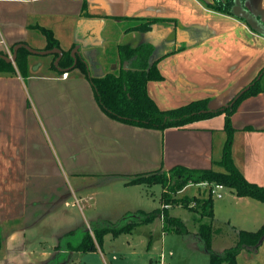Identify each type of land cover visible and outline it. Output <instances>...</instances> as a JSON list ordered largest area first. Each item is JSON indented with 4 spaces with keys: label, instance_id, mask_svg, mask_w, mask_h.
I'll return each mask as SVG.
<instances>
[{
    "label": "crops",
    "instance_id": "obj_1",
    "mask_svg": "<svg viewBox=\"0 0 264 264\" xmlns=\"http://www.w3.org/2000/svg\"><path fill=\"white\" fill-rule=\"evenodd\" d=\"M213 1L0 0V55L14 59L18 45L31 52L27 78L18 70L16 74L0 72V217L14 229L5 245L8 256L0 257V264H13L12 260L16 264L17 252H24L34 235L27 234L37 226L34 223L51 218V211L38 217L33 206L37 200L22 195L23 188L39 190L36 173L43 170L36 168L33 155L37 140L33 121L37 120L32 105L46 117L53 145L67 163L72 156H83L85 162L79 169L85 175L98 173L109 182L121 180L125 190L134 194L136 188L148 186L127 185L140 175L167 172L176 166L222 168L218 163L226 140L223 115L164 131L124 124L103 112L79 69L52 67L70 52L86 61L91 75L103 76L121 68V46L152 44L154 59L171 53L158 63L162 79L147 85L149 96L161 110L200 99H209L210 109L225 106L264 69V36L241 19L205 5ZM244 6L264 23V0H246ZM148 19L161 21L149 32L134 30ZM42 29L52 32L59 42L52 54L42 55L47 46ZM55 52L59 57L54 60ZM66 72L68 77L63 78ZM232 125L235 166L247 181L264 187V91L240 103ZM87 148L97 150L94 162L91 152H82ZM7 173L20 174L14 175V203L2 198ZM23 173L31 181L25 182ZM78 187L85 192L92 185ZM224 190H228L226 199L222 195L219 203L214 202L215 217L218 211L225 212V224L236 235L239 229L260 228L264 203ZM62 220L69 223L66 215ZM98 252L100 248L94 254Z\"/></svg>",
    "mask_w": 264,
    "mask_h": 264
},
{
    "label": "rangeland",
    "instance_id": "obj_2",
    "mask_svg": "<svg viewBox=\"0 0 264 264\" xmlns=\"http://www.w3.org/2000/svg\"><path fill=\"white\" fill-rule=\"evenodd\" d=\"M11 62L14 63L13 58ZM32 107L38 122L33 121V131L37 133L33 155L37 161L36 168H43V170L36 173L39 176L37 178V182L40 183L39 190H35V187L34 191L23 188L22 195L25 198L27 193V200H37L38 204L33 206L37 207L38 217L43 214L46 217L47 212L51 211V218L40 219L34 223L37 226L27 233L34 235L28 236L30 241L26 243V250L17 252L19 259L16 258V264H209V255L204 252L196 236L198 230L194 221L195 214L181 205H168L165 208L169 209L171 216L179 218L186 224V235L164 232L163 221L158 216L151 223L136 227L131 234H121L117 237L106 234L100 252L96 255L94 253L81 255L77 251L68 252L67 243L73 246L78 245L84 232L90 231L102 221L123 225L131 220L126 218L128 214L139 211L150 213L160 209L162 187L160 185L141 186L133 190L134 194L130 192L132 190H125L124 184L120 183L121 180L109 182L103 176H96L98 173L85 175V171L79 169V165L85 162V157L72 156L67 163L61 151L53 145L46 117L35 105ZM95 150L91 148L88 151L87 148L82 149V152H91L94 162L97 152ZM70 163L77 171L70 170ZM217 170L225 172L220 167ZM14 175L20 174L7 173V183L1 187L2 198L12 203L16 196ZM23 175L25 182L31 181L28 173ZM79 185H92V187H88L83 192ZM16 186L19 187L18 184ZM52 191L53 194L50 193ZM184 192L178 193L176 197L178 199L205 197L208 188L191 184ZM219 192L225 197L228 190L216 191L213 195L214 202H220L216 197ZM51 197L54 198V203H50ZM225 199L226 197L223 200ZM64 215L69 217L68 224L63 223ZM4 222V217H0L3 237V245L0 249L2 259L8 256L9 251L6 250L5 245L11 236L10 233L14 231L11 224ZM213 231L212 250L214 252L221 253L234 246L237 235L225 224V212L218 211V215L214 217ZM11 254L13 258L16 257L14 253L11 252ZM237 260L238 264H264V243L256 253L243 252ZM12 263L15 264V261L12 260Z\"/></svg>",
    "mask_w": 264,
    "mask_h": 264
},
{
    "label": "trees",
    "instance_id": "obj_3",
    "mask_svg": "<svg viewBox=\"0 0 264 264\" xmlns=\"http://www.w3.org/2000/svg\"><path fill=\"white\" fill-rule=\"evenodd\" d=\"M242 1L244 3L246 0ZM205 5L216 12L235 17L231 12L233 0H214L213 3H205ZM159 21L161 20H141L134 30L149 32L154 24ZM42 33L47 38V46L42 51V55L52 54L53 50L59 49V42L52 32L42 29ZM154 52L155 47L152 44H140L136 47L123 45L120 47L121 68L118 72H109L103 76L91 75L86 61L70 52L64 53L58 66L52 64V67L54 69L69 67L79 69L92 85L95 99L103 112L110 118L124 124L164 131L169 128H183L195 122L223 115L226 140L222 158L218 164L225 172H219L215 169L194 170L176 166L167 172L164 171V173L154 172L140 175L127 185H160L163 189L161 208L150 213L139 211L128 214L126 218L131 220L123 225L102 221L90 231L86 230L78 245L73 246L67 243V251H77L83 255L95 253L101 248L106 234L113 237L131 234L136 227L149 224L158 216L162 218L164 232L186 235V224L179 218L171 216L169 209L165 208L168 205H181L195 214L194 221L198 230L196 236L200 240L204 252L209 255V264H238L237 259L241 253H256L264 243V223L254 231L237 230V240L234 246L217 253L212 250L215 215L211 189L208 190L205 197L178 199L176 196L191 184L198 185L207 182L223 185L225 188L233 190L238 197H249L264 203V187L247 181L232 159V144L235 133L232 116L243 100L264 91V69L225 106L210 109L209 99H200L178 108L161 110L149 96L147 85L150 81L162 79L158 63L171 53L154 59ZM14 54L15 64L10 61L8 55H0V72L16 74L18 70L23 78H27L30 76L29 57L31 52L24 45H18ZM54 54V60L58 59L59 53L55 52ZM191 204L194 205L191 206ZM2 245L3 237L0 229V249Z\"/></svg>",
    "mask_w": 264,
    "mask_h": 264
},
{
    "label": "water",
    "instance_id": "obj_4",
    "mask_svg": "<svg viewBox=\"0 0 264 264\" xmlns=\"http://www.w3.org/2000/svg\"><path fill=\"white\" fill-rule=\"evenodd\" d=\"M231 12L238 19L244 20L253 31L264 36V23L244 6L242 0H233Z\"/></svg>",
    "mask_w": 264,
    "mask_h": 264
},
{
    "label": "built area",
    "instance_id": "obj_5",
    "mask_svg": "<svg viewBox=\"0 0 264 264\" xmlns=\"http://www.w3.org/2000/svg\"><path fill=\"white\" fill-rule=\"evenodd\" d=\"M10 58H12V55H10ZM68 74L69 73H67V72L63 73L62 77L66 78V77H68ZM198 186H201V187H204V188L206 187V188H208V190L211 189L212 195H215L216 191H223L225 189V187L223 185H220V184H209L207 182L198 184ZM216 197L217 198L222 197L221 192L217 193Z\"/></svg>",
    "mask_w": 264,
    "mask_h": 264
}]
</instances>
